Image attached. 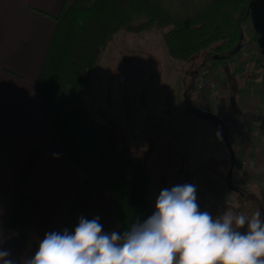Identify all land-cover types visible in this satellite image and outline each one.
Segmentation results:
<instances>
[{"label": "rangeland", "instance_id": "rangeland-1", "mask_svg": "<svg viewBox=\"0 0 264 264\" xmlns=\"http://www.w3.org/2000/svg\"><path fill=\"white\" fill-rule=\"evenodd\" d=\"M257 2L254 11L260 4L264 5ZM254 11L243 26V47L227 63L217 61L201 67V55L189 62L171 59L165 49L163 30L154 25L136 33L123 28L125 31H118L105 44L85 91V105L97 121L112 128L119 146L128 145L144 162L150 175L152 212L162 189L183 184L196 186L200 210L214 217L226 210L237 211V207L246 216L255 212L251 213L250 199L260 200L264 180L256 179L253 183L242 172L244 166L234 169V163L228 184L231 162L223 140L217 136L213 124L186 113L188 107H193L231 122L226 102L233 93L230 84L250 89L247 80L259 73L264 82V48L247 41L254 28H264V23L256 26ZM142 20L141 16L132 17L133 24ZM235 115L238 119L245 115L241 120L264 125L262 111L240 116L236 111ZM240 122V128L246 126V130L257 128L264 132V128ZM238 130L228 135L234 157L240 148L237 142L242 138ZM249 138L264 149V138ZM245 160L249 162V156ZM253 169L256 175L264 176V167L259 171L255 166ZM242 186L249 190L243 191ZM238 188L244 201H239ZM241 231H246V226Z\"/></svg>", "mask_w": 264, "mask_h": 264}, {"label": "trees", "instance_id": "trees-1", "mask_svg": "<svg viewBox=\"0 0 264 264\" xmlns=\"http://www.w3.org/2000/svg\"><path fill=\"white\" fill-rule=\"evenodd\" d=\"M257 1L74 0L53 18L36 78L41 108L85 180L113 190L121 235L131 223L153 214L150 175L144 162L128 145L119 146L112 128L97 121L85 105L105 44L121 28L136 33L154 25L163 30L171 59L189 62L201 55V67L227 63L240 52H234L236 46L243 47V26ZM133 16L143 20L133 24ZM247 41L264 48V28H254Z\"/></svg>", "mask_w": 264, "mask_h": 264}, {"label": "crops", "instance_id": "crops-1", "mask_svg": "<svg viewBox=\"0 0 264 264\" xmlns=\"http://www.w3.org/2000/svg\"><path fill=\"white\" fill-rule=\"evenodd\" d=\"M72 1L0 0V248L9 250L16 264L34 255L46 233L73 232L81 216L99 217L104 232L121 234L113 190L85 180L45 117L36 85L53 18ZM253 11L254 6L249 15ZM254 17L256 26L264 23V5ZM224 70L227 80L229 68ZM261 77L247 80L250 89L230 84L233 93L226 102L233 117L236 111L239 116L264 112ZM243 116L235 118L264 128ZM237 143L234 169L242 164L253 183L264 180L253 173V166L257 171L264 167L262 146L247 136Z\"/></svg>", "mask_w": 264, "mask_h": 264}, {"label": "clouds", "instance_id": "clouds-1", "mask_svg": "<svg viewBox=\"0 0 264 264\" xmlns=\"http://www.w3.org/2000/svg\"><path fill=\"white\" fill-rule=\"evenodd\" d=\"M196 193L192 184L162 189L153 214L122 235L104 232L99 217L81 216L71 233H46L23 264H264L261 211L249 217L226 210L214 217L200 210ZM10 257L0 248V264H16Z\"/></svg>", "mask_w": 264, "mask_h": 264}, {"label": "water", "instance_id": "water-1", "mask_svg": "<svg viewBox=\"0 0 264 264\" xmlns=\"http://www.w3.org/2000/svg\"><path fill=\"white\" fill-rule=\"evenodd\" d=\"M240 38H243V35H241ZM239 50H241V44H238L236 46L234 52L237 53ZM218 58H219L218 56L214 57V59H218ZM186 113L193 115L194 117H196L197 119H199L201 121L210 122L211 124H213L216 131L220 132V134H221L220 138L223 140V142H224V144H225V146L229 152L230 162H231V166H232L233 162H234V153H233L231 145L227 139L224 124H223L222 120L213 113L206 112V111L200 110L198 108H193V107H188L186 109ZM228 184H230V177L228 179Z\"/></svg>", "mask_w": 264, "mask_h": 264}, {"label": "built area", "instance_id": "built-area-1", "mask_svg": "<svg viewBox=\"0 0 264 264\" xmlns=\"http://www.w3.org/2000/svg\"><path fill=\"white\" fill-rule=\"evenodd\" d=\"M216 116H218V115H216ZM222 122L224 124V128H225V133H226L227 139H228V135L230 133H232V132H235L236 129H239L238 131H239V135L240 136H247V137H249V136L257 137L258 136V137L264 138V136H262V135H264V132H262L261 129H257V128H254L253 129V128H250V130H246V128H245L246 126L240 128L241 122L239 120H233L231 118V122H226V121H223V120H222Z\"/></svg>", "mask_w": 264, "mask_h": 264}, {"label": "flooded vegetation", "instance_id": "flooded-vegetation-1", "mask_svg": "<svg viewBox=\"0 0 264 264\" xmlns=\"http://www.w3.org/2000/svg\"><path fill=\"white\" fill-rule=\"evenodd\" d=\"M195 75V74H194ZM231 114V113H230ZM231 118L233 119V120H237L235 117H233L232 115H231ZM234 153V152H233ZM235 163V157H234V162H233V164ZM232 166H231V168H230V170H229V172L227 173V179H229V177L231 178L233 175H232ZM226 173V172H225ZM244 187H246V186H244ZM239 192L241 191V188L239 189H237ZM243 191H248V190H243ZM238 192V193H239ZM239 197H240V200L239 201H244L245 199H244V197H243V192H240V194H239ZM253 199V200H252ZM252 199H250L251 200V202H252V207H251V209L253 208V210H260L261 211V213H262V218H264V193H262V196L260 197V200H257L256 198L254 199V197L252 198ZM240 208L239 207H237V212H238V210H239ZM240 213V212H239Z\"/></svg>", "mask_w": 264, "mask_h": 264}]
</instances>
